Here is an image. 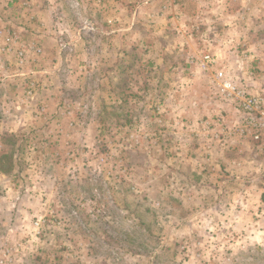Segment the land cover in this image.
I'll list each match as a JSON object with an SVG mask.
<instances>
[{"label":"rangeland","instance_id":"374dc122","mask_svg":"<svg viewBox=\"0 0 264 264\" xmlns=\"http://www.w3.org/2000/svg\"><path fill=\"white\" fill-rule=\"evenodd\" d=\"M263 21L264 0H0V264H264Z\"/></svg>","mask_w":264,"mask_h":264},{"label":"built area","instance_id":"2783aa9c","mask_svg":"<svg viewBox=\"0 0 264 264\" xmlns=\"http://www.w3.org/2000/svg\"><path fill=\"white\" fill-rule=\"evenodd\" d=\"M204 62L206 64H213L215 63V60L210 56L206 55L204 57ZM205 63H203L204 68L206 67ZM206 69V68H205ZM225 73L218 72L217 78L222 81V87H223V92L226 94L228 97H233L237 96L238 98L243 99V109L247 112H253V111H258L261 107V101L257 97H250L247 95L245 91L242 89L237 88L230 80L225 77ZM264 116V113L261 115ZM251 123L253 126L259 127V130L264 131V120L261 119H251ZM259 138V135L256 137Z\"/></svg>","mask_w":264,"mask_h":264},{"label":"crops","instance_id":"0c3cea01","mask_svg":"<svg viewBox=\"0 0 264 264\" xmlns=\"http://www.w3.org/2000/svg\"><path fill=\"white\" fill-rule=\"evenodd\" d=\"M243 6L245 7V6H247V5H243ZM244 13H245V12H244ZM244 18H247V17H244ZM262 23L264 24V21H263ZM262 23H261V24H262ZM242 24H243V25H246V22L244 21V23H242ZM253 24H254V23H253ZM243 25H242V26H243ZM247 25H248V24H247ZM257 26L259 27L260 25H257ZM263 31H264V27H262V30H261V32H260V35L264 34ZM258 32H259V31H258Z\"/></svg>","mask_w":264,"mask_h":264}]
</instances>
